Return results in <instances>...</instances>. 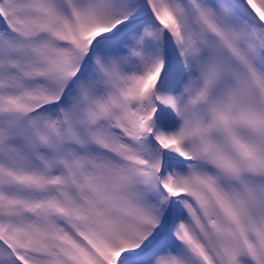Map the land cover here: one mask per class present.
<instances>
[{
    "label": "snow or ice",
    "instance_id": "snow-or-ice-1",
    "mask_svg": "<svg viewBox=\"0 0 264 264\" xmlns=\"http://www.w3.org/2000/svg\"><path fill=\"white\" fill-rule=\"evenodd\" d=\"M0 264H264V0H0Z\"/></svg>",
    "mask_w": 264,
    "mask_h": 264
}]
</instances>
